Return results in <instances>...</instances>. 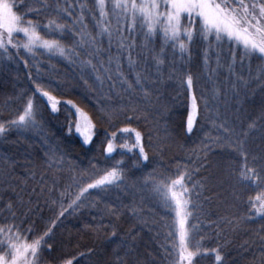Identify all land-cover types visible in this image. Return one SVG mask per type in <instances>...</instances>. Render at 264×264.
<instances>
[{
	"label": "trees",
	"instance_id": "obj_1",
	"mask_svg": "<svg viewBox=\"0 0 264 264\" xmlns=\"http://www.w3.org/2000/svg\"><path fill=\"white\" fill-rule=\"evenodd\" d=\"M31 3L40 11L28 18L41 26L52 19L67 26L63 33L48 29L47 35L43 30L41 35L59 39L75 55L66 58L43 49L35 56L23 49L19 53L10 49V58L0 54V123L7 126L17 119L29 98L36 120L35 127H12L0 136V227L13 226L12 234L18 231L28 243L43 237L37 264H63L68 259L73 264H174V256L165 251L171 243L165 225L171 224L173 214L162 206L154 186L187 172L190 223L196 225L193 243L200 241L204 249L219 248L221 264H264V218L249 203L261 188L240 183L237 173L244 161L239 152L213 142L229 135L224 128L233 130L232 140L244 141L248 166L264 176V60L245 58L241 64L238 52L230 74L225 45L221 67L213 72L215 50L208 53L206 70L207 45L199 39L191 45L189 60L159 36L142 49L144 37L137 35L132 52L137 63L130 68L128 51L119 49L115 37L109 48L107 35L101 39L97 21L87 11L85 40L95 37L100 54L92 55L93 48L81 41V25L73 22L81 15L80 5L92 8L94 0H47L48 8L42 7V0ZM57 5L71 6L72 15H58ZM108 19L114 30L115 17L109 13ZM161 48L164 63L158 69L153 56ZM186 72L194 77L192 90L182 83ZM138 73L141 85L135 84ZM37 85L60 101L58 111L51 110L47 98L36 91ZM193 95L197 115L188 132ZM77 108L95 126L89 143L76 132L81 119ZM252 123L255 127L249 129ZM126 127L141 133L146 161L138 148L130 152L122 147L135 139L134 134L120 131ZM244 132L246 137L240 135ZM113 133L116 151L108 154ZM113 166L122 171L119 186L89 189L77 205L69 207L81 188ZM195 264H216L214 254L197 257Z\"/></svg>",
	"mask_w": 264,
	"mask_h": 264
},
{
	"label": "snow or ice",
	"instance_id": "obj_2",
	"mask_svg": "<svg viewBox=\"0 0 264 264\" xmlns=\"http://www.w3.org/2000/svg\"><path fill=\"white\" fill-rule=\"evenodd\" d=\"M23 7V12L19 9ZM42 7H51L47 0H42ZM71 6L60 9L57 5L56 12L59 15L61 12L71 16ZM40 9L32 6L31 0H20L16 3L15 0H0V54L10 58V49L16 50L17 53L23 49L25 52L35 56L37 51L43 49L49 54L59 55L61 57H70L75 55L73 50L65 48L59 39L45 38L41 35V31H45L47 35L48 29H53L63 33L67 30L65 24L58 23L55 19L43 26L37 21L28 18L30 13L39 14ZM87 11L92 15V18L97 21L96 27L100 29L98 35L101 39L107 35L109 48L112 40L115 37L120 50L128 51V64L133 67L137 61L133 60L132 52L137 47L135 37L143 35L144 44L142 49H147L151 38L159 36L165 43L170 45L175 52L177 49L184 58L187 55L191 59V45L199 39L206 43L204 49V67L207 70L209 65V51L215 50L216 69L221 67V55L224 52V46L227 45V55L230 58V63L227 64V70L230 74H234V65L237 62V53H240V63L243 64L244 59L253 57L264 60V0H111V7L108 8L106 0H94L92 8L86 4L80 5L81 15L73 23H79L81 28L78 30L81 34V41L89 44L93 48L92 55H99L101 49L96 47L98 43L95 37H90L85 40V25L84 12ZM115 15L116 27L113 30L109 25V12ZM98 13V18H97ZM123 24V29L121 28ZM124 32L128 33L125 37ZM22 35L23 39H17ZM127 41V42H126ZM154 51V50H150ZM164 49L153 56L154 61L159 65L164 63ZM139 55V54H138ZM119 58H117L118 61ZM27 63V61H25ZM91 65V60L86 61ZM112 63V58L109 57L108 64ZM95 69V65H92ZM103 67V63H101ZM117 71L120 65L117 62ZM105 72L109 69L105 68ZM122 76V74H121ZM187 88L192 90L194 77L190 72L185 73ZM109 80L112 77H107ZM141 75L138 73L135 84L141 85ZM238 80H243L242 76H237ZM96 80L103 85V78L100 75L96 76ZM128 83L127 80L123 81ZM247 82L245 81V84ZM133 85L128 83V88L132 89ZM36 91L43 97L47 98L51 110L58 111L60 101L49 92L43 91L37 85ZM147 95V93H145ZM70 103V102H69ZM75 107V106H73ZM76 112L80 116V121L75 125L77 133H80L85 143L92 140L94 125L91 120L79 109ZM197 115V104L195 95L192 96V112L189 113L187 119V130L191 132ZM36 126L35 110L33 100L29 98L26 106L17 119L12 120L6 126L0 123V136H3L10 128L27 130ZM220 127H224L220 125ZM249 129L255 127V123L249 124ZM122 133L134 134V142L122 145L128 151L139 149V154L146 161L148 159L145 153L142 136L139 131L132 128L120 129ZM228 136L218 137L214 143H223L229 147H234L243 159L237 180L242 184L256 185L261 188V191L253 198H249L251 210L257 216L264 218V184H258V181L264 180L255 168L249 167L247 164V153L244 150V141L231 138L233 130L224 128ZM247 132L240 135L247 136ZM116 133L112 134V138L107 143L106 152L111 154L116 151L114 141ZM255 159V157H253ZM187 172L179 173L176 178H168L167 181H161L155 184L154 190L160 195L162 206L172 213L171 224H166L169 228L167 238L170 240V245L165 248L169 256H174V264H195L197 257L213 253L216 264H221L223 256L219 248L204 249L200 241L193 243V233L196 231V225L190 223L192 212L190 211L191 199L188 195V188L185 185ZM122 171L113 166L110 170H106L98 178H94L86 187L81 188L79 194L72 201L69 207L77 205L84 193L89 189H104L106 186L116 185L122 182ZM63 195V194H62ZM9 209L11 204L8 205ZM60 216L64 215L62 210ZM7 233V235H5ZM13 226L7 228L0 227V264H37L40 253L43 237H40L31 243L20 236L17 231L14 235ZM47 236L48 233L46 232ZM115 235V233H113ZM23 240V242H22ZM51 245H49V249ZM63 264H73V260L68 259L63 261Z\"/></svg>",
	"mask_w": 264,
	"mask_h": 264
},
{
	"label": "rangeland",
	"instance_id": "obj_3",
	"mask_svg": "<svg viewBox=\"0 0 264 264\" xmlns=\"http://www.w3.org/2000/svg\"><path fill=\"white\" fill-rule=\"evenodd\" d=\"M106 3H107V5H108V8L110 9V7H111V0H106ZM109 13H110L112 16L115 17V15L111 13V11H110Z\"/></svg>",
	"mask_w": 264,
	"mask_h": 264
}]
</instances>
